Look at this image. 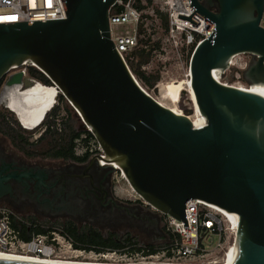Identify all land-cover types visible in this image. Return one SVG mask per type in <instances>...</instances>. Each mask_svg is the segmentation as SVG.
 Listing matches in <instances>:
<instances>
[{"label":"water","instance_id":"water-1","mask_svg":"<svg viewBox=\"0 0 264 264\" xmlns=\"http://www.w3.org/2000/svg\"><path fill=\"white\" fill-rule=\"evenodd\" d=\"M62 1L63 19L0 22V81L14 68L37 67L99 143L103 153L93 161H104L110 172L118 167L144 202L183 220L185 228L191 199L231 211L240 238L232 264H264V95L215 74H225L235 56L247 53L252 59L244 79L264 84V0H190L215 23L190 59L203 126L163 105L133 74L111 38L116 0ZM22 82L19 71L7 85ZM46 176L40 166H20L0 155V201L13 193V183L34 184L36 198L48 201ZM65 195L62 187L49 200L68 211ZM0 264L49 263L0 258Z\"/></svg>","mask_w":264,"mask_h":264},{"label":"built area","instance_id":"built-area-1","mask_svg":"<svg viewBox=\"0 0 264 264\" xmlns=\"http://www.w3.org/2000/svg\"><path fill=\"white\" fill-rule=\"evenodd\" d=\"M157 9L168 16V28L163 26ZM147 13L161 21L154 19L160 24L158 28H163L165 32L162 52L172 53L178 59L191 56L197 45L207 39L215 28V23L199 13L190 0H152V3L148 0H116L109 13L110 32L125 60L132 50L145 47V41L151 38L150 35L146 36L150 17ZM65 17L62 0H0V22L56 20ZM260 25L264 27V10ZM146 65L144 68L149 67V63ZM233 65L235 57L231 60ZM19 71H23V75L28 74L26 68L11 74ZM29 80L33 84L41 83L33 78ZM79 140L81 138L76 142ZM93 141L95 143L92 147L88 144L83 149L76 144V153L83 155L89 149L92 154H102L95 137ZM118 170L117 167L115 171ZM144 204L148 205L146 202ZM216 206L191 199L185 209L189 227L185 228L183 220L164 215L165 234L160 237L147 242L138 239L122 248L105 252L91 251L101 258L117 262H223L239 238V227L231 213ZM32 224L15 214L7 205L0 204V252L51 260L61 258L70 249L86 251L76 247L73 238L60 226L48 227L47 232L34 233L30 239H24L21 236L22 227L27 225L31 228Z\"/></svg>","mask_w":264,"mask_h":264},{"label":"flooded vegetation","instance_id":"flooded-vegetation-1","mask_svg":"<svg viewBox=\"0 0 264 264\" xmlns=\"http://www.w3.org/2000/svg\"><path fill=\"white\" fill-rule=\"evenodd\" d=\"M29 79V72L23 75V86ZM14 92L17 91L13 89L5 94L12 95ZM6 143L7 139L0 137V155L17 161L20 166H40L47 173L43 187L47 193L43 196L48 201L36 198L34 184L26 188L17 183H13V193L0 201V204L10 207L22 219L33 223L36 218L46 228L63 227L59 222L71 220L79 228L89 225L104 235L131 233L146 242L165 234L164 215L150 205H145L141 198H123L117 195L114 186L115 171L110 172L104 164L99 165L93 161L94 154L89 149L84 153V156H88L82 161L41 159L29 157L19 149H10ZM62 187L65 189L64 197L70 203L66 208L68 211L58 209L59 200H49Z\"/></svg>","mask_w":264,"mask_h":264},{"label":"trees","instance_id":"trees-1","mask_svg":"<svg viewBox=\"0 0 264 264\" xmlns=\"http://www.w3.org/2000/svg\"><path fill=\"white\" fill-rule=\"evenodd\" d=\"M148 2L152 3V0H148ZM157 13L161 16L163 26L168 28V16L161 13L159 9H157ZM140 30L142 31V28ZM145 45V47H138L132 50L126 60L138 80H142L148 87L152 88L160 80V74L146 73L142 69L144 65L150 62L156 46L155 43L151 42V38L145 41ZM28 72L30 78L39 80L46 85H52L51 80L37 67L29 65ZM3 80L0 81V85ZM25 85L24 90H27L33 86L35 87L36 84H32L29 80ZM58 98L66 101L61 92H59ZM55 105L47 112L42 124L37 126V128L35 127V129L24 127L15 118L14 113L9 108L4 107L0 109V132L7 136L17 149L29 157L84 160L88 154H85V156L84 154L78 155L75 150L76 141L84 131L75 127L74 118L67 104L68 115L63 117H58V108ZM37 133L38 135L33 138ZM87 134L94 138L90 131H87ZM84 139L87 140L88 138ZM37 222L39 221L35 218L31 228L27 225L22 227L21 236L24 239H30L34 233L47 232V228L42 225L43 223L39 222L38 224ZM59 223L63 226L62 228L65 232L73 238L75 246L86 251L105 252L109 249L122 248L127 243L138 240L131 233L104 235L98 229L89 225L79 228L71 220Z\"/></svg>","mask_w":264,"mask_h":264},{"label":"rangeland","instance_id":"rangeland-1","mask_svg":"<svg viewBox=\"0 0 264 264\" xmlns=\"http://www.w3.org/2000/svg\"><path fill=\"white\" fill-rule=\"evenodd\" d=\"M156 7V5H154ZM152 10V7L149 8V11ZM149 14V13H147ZM150 15V14H149ZM160 19L156 18L155 15H150L148 17V26H147V35H150L151 42L155 43V49L152 55V58L149 62V67L143 69L146 73L151 74H160V80L152 87H148L142 80H138L143 88L149 92L152 96H154L158 101L168 107L176 108L179 113H183L186 115L191 116V118L196 122L200 123L202 119V115L200 114L197 106L195 104V99L193 97V93L190 86V55H186L182 59H178L173 57V54H165L164 51L162 52V46L165 39V32L163 28H158L160 25L157 23L156 20ZM146 39H143L145 41ZM252 56L251 54H240L235 56V65L231 66L230 69L227 70L225 74H219L218 78L220 81L232 84L235 86H244L248 87L250 84L244 79L243 77V70L248 67L249 62L251 61ZM29 65L26 64L15 69H12L9 74H7L0 85V109L6 107L5 103L2 101V96L4 93V88L6 87L7 83L6 80L8 76L15 70H22L29 68ZM137 78V77H136ZM138 79V78H137ZM39 81V80H37ZM40 82V81H39ZM33 84V83H32ZM44 84V83H43ZM31 85V84H30ZM53 85V84H52ZM19 92H14L17 94ZM66 104L69 106L72 116L74 118V125L77 129L83 130V134L81 135V140L77 142V146L79 144V148L83 149L84 146L88 145L92 147V144L95 142L93 141V137L88 136L87 131H89L88 126L82 120L78 111L73 107V105L66 99L60 100L57 96V103L55 106L58 108V117L67 116ZM15 118L20 120L18 113L14 110H11ZM59 119V118H58ZM44 120V119H43ZM43 122V121H42ZM41 122V124H42ZM39 124L38 126H40ZM37 128V127H36ZM27 129H35V128H27ZM38 135L35 134L33 138ZM85 136V137H84ZM1 138L7 139V146L10 149H17L10 139L5 136L3 133L0 132ZM88 138L85 143L84 138ZM18 150V149H17ZM114 186L117 195L123 198H140L136 192L132 189L129 182L126 178L122 175V171L118 170L114 172ZM142 200V199H141ZM142 240V238H141ZM162 241V240H160ZM59 259L64 260H73V261H109L104 258H101L96 254V252L92 251H75V250H67L64 252L63 256Z\"/></svg>","mask_w":264,"mask_h":264},{"label":"bare ground","instance_id":"bare-ground-1","mask_svg":"<svg viewBox=\"0 0 264 264\" xmlns=\"http://www.w3.org/2000/svg\"><path fill=\"white\" fill-rule=\"evenodd\" d=\"M215 74H216V77L218 78L219 73L215 71ZM35 84H36L35 87L33 86L32 88L23 90L21 92H19V90L24 89L26 85L23 86L20 83H17L14 85H6V87L4 88V95L2 96V101L5 103L6 107L18 113V116L20 120L22 121L23 126L26 128H35L39 124H41L47 112L57 103V96L60 92L59 89L55 85H46L43 83H35ZM190 86H191V81H190ZM239 87L245 90H249V91L264 95V84H252L248 87H244V86H239ZM13 89H15L19 93L12 94V95L5 94L8 91H11ZM191 90L193 93V97L195 99L192 86H191ZM195 104L197 106V109L199 110V107L196 102ZM170 108L174 110L175 112L179 113V111L176 108H172V107ZM202 116L203 117L200 123H196L191 118V116L189 117L193 120L195 126H203L206 124V118L204 115ZM101 163L106 164L102 160H101ZM114 166H117V165H114ZM208 204L213 205L210 203ZM223 211L231 213L235 221L237 220V217L231 211L226 210V209H223ZM239 245H240V238L237 239L235 246L229 252L228 258L224 260L223 262H189V261H183V262H166V261L117 262L113 260L73 261V260H64V259L44 260V259H40L37 257L21 256V255H16L12 253H4V252H0V258L14 259V260H26V261H32V262H44V263H49V264H232L233 256L236 253Z\"/></svg>","mask_w":264,"mask_h":264},{"label":"snow or ice","instance_id":"snow-or-ice-1","mask_svg":"<svg viewBox=\"0 0 264 264\" xmlns=\"http://www.w3.org/2000/svg\"><path fill=\"white\" fill-rule=\"evenodd\" d=\"M7 19H16V17H7Z\"/></svg>","mask_w":264,"mask_h":264}]
</instances>
